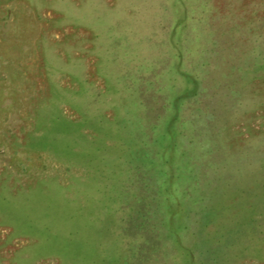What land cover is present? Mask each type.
Wrapping results in <instances>:
<instances>
[{
	"label": "rangeland",
	"instance_id": "374dc122",
	"mask_svg": "<svg viewBox=\"0 0 264 264\" xmlns=\"http://www.w3.org/2000/svg\"><path fill=\"white\" fill-rule=\"evenodd\" d=\"M70 230L264 264V0H0V264H68Z\"/></svg>",
	"mask_w": 264,
	"mask_h": 264
},
{
	"label": "trees",
	"instance_id": "16d2710c",
	"mask_svg": "<svg viewBox=\"0 0 264 264\" xmlns=\"http://www.w3.org/2000/svg\"><path fill=\"white\" fill-rule=\"evenodd\" d=\"M120 22L123 24L124 20H121ZM111 28L113 29L114 26H111ZM112 58H114V60L116 59V57H112ZM155 156H156V154H155ZM155 156H151V159H152V161H154L156 163V159H153V158H155ZM145 157H146L145 154L140 153L137 155V160L135 163V169L138 170V169H140V167H143L146 169L145 171H147V173L149 172V174L151 176V181L154 183L155 191L158 193V196H159V195H161V191L163 190V188H161V186H160V185H162L161 184L162 182L159 181V179H156L155 176H157L156 174H159L161 172V170L160 169L157 170L156 167L151 166L152 164L147 165V163H149V162L146 161ZM162 172H164V171H162ZM129 185L130 184H128V186ZM128 186H125V187H127V189H129V187L131 185L129 187ZM133 189H134V192L131 193V196H137V194H138L137 188H133ZM124 218L127 219V224H129V226H131V227L133 226V228H136V229H132V230H134L137 237L140 236V239L143 238L142 239L143 240L142 245L145 248L149 249L150 247L151 248L155 247L154 245L157 242L156 239H157L158 235L155 232L153 237H155L156 239L153 238V240H151L150 238L149 239L147 238V233L145 231L146 229H142V227L144 226V224L146 222V220H145L146 217L144 216V214L140 215L138 217V219H136V220H132V218L129 215H128V217L125 216ZM21 222H23V221H21ZM162 226H163V224H162ZM188 227H189V222L182 227V230L186 233ZM162 229H163V227H162ZM77 232H78L77 230H70V231H65L64 235L59 234L58 240H59L60 244L65 246V262H68V264H132V262H133L132 261L133 259H131L132 256H130L128 253H126V251H123L121 253L122 255L118 254L116 252H115L116 254L115 253L111 254V251H110V249H108L107 244H105L104 242H100V240L95 238V236H92V238L90 237L89 243H88L87 239L84 238V234L79 232L80 233V235H79V233H77ZM171 234H172V232L169 229H167L166 226L164 225V233L162 234L163 238H166V235L168 237H170ZM62 238H64V239H62ZM45 242H43V244ZM73 244H74V246H73ZM90 247H91V251H90ZM62 256H64V255H62Z\"/></svg>",
	"mask_w": 264,
	"mask_h": 264
}]
</instances>
